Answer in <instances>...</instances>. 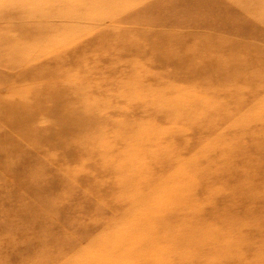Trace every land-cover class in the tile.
<instances>
[{"label": "rangeland", "instance_id": "374dc122", "mask_svg": "<svg viewBox=\"0 0 264 264\" xmlns=\"http://www.w3.org/2000/svg\"><path fill=\"white\" fill-rule=\"evenodd\" d=\"M56 6L66 15L49 14ZM48 30L52 33L46 36ZM175 38L173 51L166 45L159 52L150 47ZM83 42L97 49L85 50L89 69L81 72L98 73V83L88 86L97 87L99 96L107 90L118 104L149 108L163 103L155 117L133 116L128 123L150 124L148 132L162 134L159 147H165L170 159L164 163L171 167L163 169L147 194L131 190L139 184L136 177L129 187H116L115 194L102 193V183L87 172L92 171V149L67 166L56 161L59 155L54 160V151L63 149L58 140L54 149H46L40 137L34 151L27 130L21 139L6 134L0 123V264H264V0H0V106L15 99L13 88L22 82L3 83L8 71L27 70L30 63L31 76L43 75L36 67L48 47L73 48L70 61L57 55L54 64H46L54 66L49 85L58 99L62 82L76 83L81 74L75 46ZM197 43L204 50L199 63L254 65L238 67L234 80L225 76L220 83L197 85L205 95L194 96L189 88L196 83H177L171 66L163 64L170 57L180 59ZM147 48L152 53L147 58L158 53L165 58L159 68L139 64L146 56L139 53ZM62 70L73 74L66 77ZM27 80L8 113L14 107L27 110L36 96L34 86L28 93ZM240 80L250 84L244 87ZM177 89L185 95L177 97ZM68 93L63 92L66 98ZM119 111L114 108L115 118ZM105 113L97 114V126H104ZM101 133L98 144L112 136ZM141 135L136 128L127 137L137 141L139 160L150 157L153 145L147 138L139 141ZM25 173L28 178L22 179ZM112 197L118 209L107 206L105 199ZM154 221L161 222L159 235Z\"/></svg>", "mask_w": 264, "mask_h": 264}, {"label": "bare ground", "instance_id": "6f19581e", "mask_svg": "<svg viewBox=\"0 0 264 264\" xmlns=\"http://www.w3.org/2000/svg\"><path fill=\"white\" fill-rule=\"evenodd\" d=\"M57 6H59V4ZM57 6L55 7V9H53V11L49 10L50 12L49 14L53 12L55 13L57 11L56 14L58 15H66L63 13V11H60ZM18 28H19L18 29L19 32H21L22 27L21 28L18 27ZM35 29H36L35 31L37 35L42 34V31L40 29H37V28ZM50 33H52V30H48L45 33V35L47 36V34H50ZM37 39L41 40L39 38ZM169 39L170 38H168L167 40ZM177 41H178V38L176 39V42L174 41L170 42V41L164 40L162 42L154 43L150 47L154 46L155 52H159L162 49V47L166 45L169 47L167 51H173L171 50L172 45L173 43L176 45ZM75 47L77 50V54H81L79 64L77 62V69L80 70V72L82 70L84 71V69L88 70L89 67H86L84 62L88 64L90 61H87V59L83 58L85 55V50L87 49L90 52V51H94L97 49L93 46V44H88L84 42L80 43L79 45ZM53 48L54 49L56 48L55 50H60V48L57 49V47H48V49L50 50L49 53L46 55V57L41 59L43 63L40 62L38 67H36V68H39V70L41 69V71H45L43 75L31 76V70L33 67L30 63H29V69L27 70H24L20 66L19 69H17L16 71L14 70L13 74H10V71H8L5 74L3 83L5 82L16 83V82L22 81L21 84H19L20 87L16 83L17 88H13L15 90L14 92L17 91V95L15 96L16 100H19L18 97H22L21 90H23L26 86L24 83V80L26 79V77H28V80H27L28 93L30 94V89H33V86L36 87L38 91L34 99L32 98L28 100L27 110H23L21 108L15 109L14 107L13 110H11L8 113L7 111L8 107L15 105L16 103V101H14L15 99L13 101H10V103L9 102L8 103L5 102L3 104L1 103L0 123L3 124L4 127L6 126L4 131L6 132V134L13 133L15 136L22 139V135H25V131L27 130V134L31 136L30 141H29L30 148L34 149V151H36L37 147L40 146V145L39 146L37 145L41 143L39 142L41 139L40 137L43 138L42 145H45L46 149H49L51 147H53L54 149L56 147V146H53L54 144H56L55 140H58L57 144L63 146V149L59 151H54L55 152L54 160H56V155H59L60 158L57 159L56 161L61 160L64 163V165H67V166L69 162L74 160L73 159L74 157L77 158L79 156L84 155L82 154L83 152L87 153L89 151L88 153H90V149H92L91 153H93L94 161L89 166L91 167L92 171H87V172L89 173V177L92 180H94V182L102 183V186L100 187L102 188L100 189L102 193L109 192L111 194V192L113 193L115 192L116 187L117 188L124 187V186L129 187L132 182H136L135 179L137 178L138 179L137 181L139 182L138 186H135L136 184L135 183L133 184L134 186L131 185L130 188L131 190H134L135 192L139 191L141 195L145 194L147 190L151 187V185L153 186L152 182H155L157 179L161 178L160 174L163 171V169L171 165V163L170 164L164 163L168 161L170 158L166 159L167 154L163 152L165 147L160 148V147H163V143H164L162 134H157V132H154V131L148 132V129H150V124L143 125V128H142L141 125H139L136 122L128 123V119L133 116L140 117V119H147V118L150 119V117H155L153 113L161 110V108L163 107L161 105H163V103L161 104L160 102H157L153 104L152 107H149V108H147L146 105L145 106L134 105V103H131V102L129 103L128 101L126 102L123 101V104H120V103L118 104L110 100V98L112 97V92L107 94L106 93L107 90L105 93L103 90L99 96L97 87L95 88L93 86H90L91 87L90 88L88 86V84L93 85L92 84L93 82L98 83V81L100 80V78L96 76L98 74L96 72H93L94 75L88 74V73L84 74L81 72L76 83L62 82L66 85H64V87L61 90H64L65 92H69L68 93L69 96L66 98L63 94L64 92L63 91L61 92V96L58 97L57 99L56 89L49 85L54 80V77H52L54 76L52 73V69L54 66H47L46 64L47 62L49 63L52 62L54 64L57 55L64 56L63 58H61L63 62L66 60L70 61L72 59V55H69V54H71L72 50L74 49L72 48L69 50L53 51ZM134 50H135V55H137L136 53L137 49H134ZM141 50L142 52H140L139 54L143 53L146 56L144 60L139 61V64H146L145 62H149V65L159 68L161 64V60L165 59L163 56L158 57L159 53L147 58V55L152 54L150 50L148 48L141 49ZM202 50L203 48L197 43L191 51H184L185 55L181 56L180 59H174L170 57L168 61L167 59H165L166 62H164L163 64L164 66L165 65L171 66L173 73H174L173 76L177 78V81H176L177 83L187 84L188 82H190L191 79H192L191 82L196 83L195 85H191L189 88V94H193L194 96L198 94L200 95L201 93L204 94L203 88H201L204 85H208V83L212 84L218 81H219L218 83H220L223 79H225V76H227L231 80H234L235 75H236L235 73H237L239 69L238 67H247V64L249 67L251 66V64L254 65V63H251L250 61H248L249 63H235V64L231 63L227 67L219 65L218 61L216 62L209 61V63L205 62V64H202L196 61L197 56L202 52ZM229 50L230 48L228 49V51ZM174 51H175V47H174ZM56 52L57 53L59 52V54H56ZM177 54H181V53H177ZM254 54L255 52L253 51L247 53L248 56H252ZM125 55H126V52H124L122 55L119 54L118 57L116 58L119 60ZM109 56L104 57L105 59L109 61L108 63L112 61V59ZM262 57H263V54H262ZM147 59H151V61H148ZM262 61L263 60H261V62ZM262 66L263 65L261 64V67ZM205 67H210L208 72L203 70V68ZM202 72L204 74H202ZM45 74L47 75V77L44 76ZM61 74L67 77L69 75H72L73 73L64 72V70H62ZM229 79L227 80L228 82H229ZM241 82H240V85L244 84V87H247V85L250 84V83H247L246 81H244L243 83ZM236 83L238 82L236 81ZM72 84H77V86L75 87ZM197 85L201 87H197ZM177 90L178 91H176L175 93L177 97L180 98L183 95H185L183 92H181L183 91V89L182 90L177 89ZM72 91L74 92L75 97H73ZM253 91H251L250 94ZM178 92H180V94ZM226 92L227 94L229 93L228 96H231L232 92L230 93L229 91H225V89H221L219 91V93H222V95H224ZM233 95H236V93H233ZM98 97H100L101 101L98 99ZM149 102L152 103V100H150ZM20 103H22V100H20ZM114 108H116L117 111L120 110L118 112L120 114L118 115L117 118H115ZM26 111L28 114L25 115V117H23ZM103 111L106 112L105 114L107 115V119L104 123V126H97L96 125L97 114L99 115ZM176 115L179 116V114L177 113ZM49 124H51V126H49ZM136 128L137 129L139 128L142 134L141 140L139 141L145 142L147 138V140H149L150 143L153 144L151 146L152 151H150V154H151L150 157H145L143 160H139L138 158L140 156L141 149L140 148L138 149V146L135 144L137 141L130 140L129 138H127L129 137L128 136L129 133H131ZM104 130L109 132L112 136L109 137V141H107L106 143L98 144L96 140L98 139L99 134L102 135L101 132L104 133ZM194 134L195 132L192 133V136ZM116 141H118L119 144H117ZM96 143L98 145H96ZM158 143H161V144H158ZM154 144H158L157 147L159 148V150ZM93 146L95 147V150L93 149L94 148ZM98 150L101 152H98ZM1 153L2 152H0V154ZM131 164H135L136 167L132 168L130 166ZM17 165L15 166H17L18 168L21 166V164H17ZM112 167L114 171L113 170L111 171ZM128 168H132V169L130 171V174L126 176V170ZM84 169H85L84 167L82 168L80 167L79 172L84 171ZM111 175L113 178L112 181H111ZM14 177L15 179L16 178L18 179L17 176H14ZM78 177L81 179H84L83 176L81 177L78 176ZM27 178H28V175L25 173L22 179H27ZM140 178L142 180L139 181ZM144 178H146V180H148L150 183L144 180ZM94 182L92 183L91 188L93 190H96L95 189L96 185ZM167 188H169V186L166 187L165 189ZM113 198L114 197H112L111 198L112 200H109V201L105 199V202L108 203L107 206L110 209L112 210L118 209L120 205L119 203H114L116 201ZM142 198H144V196ZM154 222H155L154 224L157 225L155 232L157 233V235H159V233H161V222L160 221L159 222L154 221ZM138 224H140V221L138 222ZM131 233H133V231H131ZM136 233L137 231L135 230L133 234H136Z\"/></svg>", "mask_w": 264, "mask_h": 264}]
</instances>
